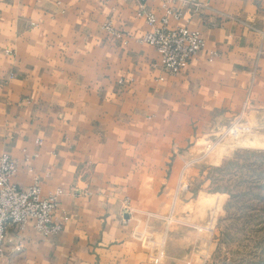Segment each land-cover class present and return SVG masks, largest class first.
<instances>
[{"label":"crops","instance_id":"crops-1","mask_svg":"<svg viewBox=\"0 0 264 264\" xmlns=\"http://www.w3.org/2000/svg\"><path fill=\"white\" fill-rule=\"evenodd\" d=\"M162 3L144 11L160 18ZM199 3L171 5L183 16L170 27L198 32L204 49L169 76L140 41L138 0H0V153L12 185L59 194L63 227L42 239L29 223L20 251L9 231L0 264H152L151 212L176 206L194 149L218 121L264 109V0ZM180 250L162 264H182Z\"/></svg>","mask_w":264,"mask_h":264},{"label":"rangeland","instance_id":"rangeland-1","mask_svg":"<svg viewBox=\"0 0 264 264\" xmlns=\"http://www.w3.org/2000/svg\"><path fill=\"white\" fill-rule=\"evenodd\" d=\"M235 124L236 136L229 133ZM193 154L178 180L176 206L171 200L165 212H151L150 222L162 228L149 230L159 243L150 262L165 263L176 246L182 264H264V109L247 107L218 121ZM205 194L215 197L186 206Z\"/></svg>","mask_w":264,"mask_h":264},{"label":"built area","instance_id":"built-area-1","mask_svg":"<svg viewBox=\"0 0 264 264\" xmlns=\"http://www.w3.org/2000/svg\"><path fill=\"white\" fill-rule=\"evenodd\" d=\"M146 1L138 0V15L144 16L149 27V31L140 41L155 50L163 72L175 76L183 72L191 60L204 49V41L198 32L187 27H170V19L179 21L183 16L182 9H175L171 5L179 4L190 10L191 14H197L201 5L199 0H163L162 16L156 18L152 13L144 11ZM104 29L112 31L110 24ZM235 127L236 124L229 133L236 136ZM15 171L16 166L11 157L0 153V255L9 231L18 236L15 251H20L22 248L20 234L29 223L42 239L57 236L63 229L62 224L55 220L59 194L41 199L38 184L27 190L12 185L10 179Z\"/></svg>","mask_w":264,"mask_h":264}]
</instances>
